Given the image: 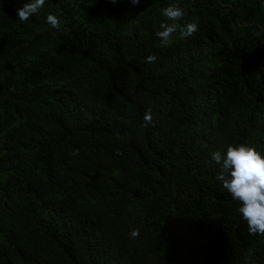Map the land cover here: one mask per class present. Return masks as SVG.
<instances>
[{
  "label": "trees",
  "instance_id": "1",
  "mask_svg": "<svg viewBox=\"0 0 264 264\" xmlns=\"http://www.w3.org/2000/svg\"><path fill=\"white\" fill-rule=\"evenodd\" d=\"M27 2L0 0V264H264L210 156L264 154V0ZM172 3L198 31L165 45Z\"/></svg>",
  "mask_w": 264,
  "mask_h": 264
},
{
  "label": "clouds",
  "instance_id": "2",
  "mask_svg": "<svg viewBox=\"0 0 264 264\" xmlns=\"http://www.w3.org/2000/svg\"><path fill=\"white\" fill-rule=\"evenodd\" d=\"M113 3L116 0H112ZM133 5H139L141 0H130ZM46 0H28L23 7L17 9V19L26 22L44 8ZM185 11L178 4L172 3L163 9V16L173 21L172 24L161 23V30L156 32L162 44L172 42L173 34L180 29L184 38L194 36L198 31L196 22H189L183 26L176 23L183 19ZM46 23L52 28H58L59 18L54 14H47ZM156 55H148L146 62L154 63ZM151 120L150 115L145 116ZM211 161L219 167L220 174L216 177L221 181L224 189L231 194L233 200L239 201L237 211L247 222L250 235L264 234V154L256 148L245 144L228 145L224 151H213ZM139 229H133L131 238L139 237Z\"/></svg>",
  "mask_w": 264,
  "mask_h": 264
}]
</instances>
